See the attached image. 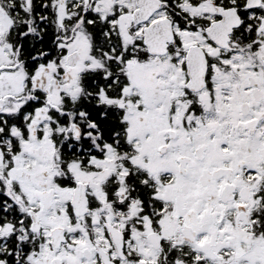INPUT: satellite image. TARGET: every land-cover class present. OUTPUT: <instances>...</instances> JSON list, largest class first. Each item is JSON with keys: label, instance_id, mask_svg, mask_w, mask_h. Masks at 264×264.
<instances>
[{"label": "snow or ice", "instance_id": "6c2138e0", "mask_svg": "<svg viewBox=\"0 0 264 264\" xmlns=\"http://www.w3.org/2000/svg\"><path fill=\"white\" fill-rule=\"evenodd\" d=\"M0 264H264V0H0Z\"/></svg>", "mask_w": 264, "mask_h": 264}]
</instances>
